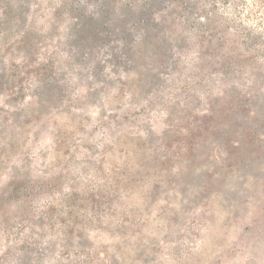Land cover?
I'll return each mask as SVG.
<instances>
[{"label":"rangeland","instance_id":"obj_1","mask_svg":"<svg viewBox=\"0 0 264 264\" xmlns=\"http://www.w3.org/2000/svg\"><path fill=\"white\" fill-rule=\"evenodd\" d=\"M0 264H264V0H0Z\"/></svg>","mask_w":264,"mask_h":264}]
</instances>
